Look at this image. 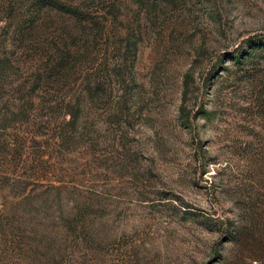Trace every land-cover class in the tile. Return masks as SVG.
<instances>
[{"label":"rangeland","instance_id":"rangeland-1","mask_svg":"<svg viewBox=\"0 0 264 264\" xmlns=\"http://www.w3.org/2000/svg\"><path fill=\"white\" fill-rule=\"evenodd\" d=\"M37 205L66 264H264V0H0V212Z\"/></svg>","mask_w":264,"mask_h":264},{"label":"trees","instance_id":"trees-1","mask_svg":"<svg viewBox=\"0 0 264 264\" xmlns=\"http://www.w3.org/2000/svg\"><path fill=\"white\" fill-rule=\"evenodd\" d=\"M77 212L40 205L0 212V221L9 217L52 218L50 223L42 220L30 225L29 229L21 222L5 221L0 228V261L3 264H66L67 239L80 241L82 235L89 232L86 226L69 221Z\"/></svg>","mask_w":264,"mask_h":264}]
</instances>
